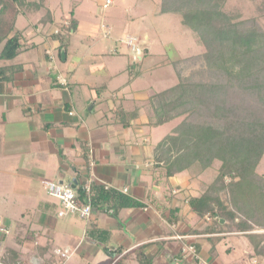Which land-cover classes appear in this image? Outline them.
<instances>
[{
    "label": "crops",
    "instance_id": "1",
    "mask_svg": "<svg viewBox=\"0 0 264 264\" xmlns=\"http://www.w3.org/2000/svg\"><path fill=\"white\" fill-rule=\"evenodd\" d=\"M47 12L43 4L19 14L15 30L21 33V51L11 60L0 58V219L8 231L0 235V245L37 256L59 251L65 253L62 264L78 260L76 255L86 264H250L253 259L264 264V246L255 250L264 245V228L229 232L219 215L218 220L198 216L190 207V199L213 182L219 163L197 178L186 171L168 176L154 159L166 135L153 139L150 128L158 126H150L148 113L141 118L147 100L136 105L140 92L128 88L130 81L115 86L127 72L124 60L90 59L86 40L70 52L74 65L65 69L69 52L57 28L64 21L53 14L43 19ZM67 41L71 44L70 37ZM62 50L65 60L59 58ZM95 68L108 83L97 87L86 80L77 87L79 76L87 70L93 75ZM97 104L102 105L98 114ZM119 107L136 114L128 118ZM127 118L130 126L123 127ZM89 177L141 206L114 213L110 201L91 206L87 220L58 217L60 204L46 193L43 181L76 186ZM213 220L225 225V232ZM183 246L196 248L197 257L182 253Z\"/></svg>",
    "mask_w": 264,
    "mask_h": 264
},
{
    "label": "trees",
    "instance_id": "2",
    "mask_svg": "<svg viewBox=\"0 0 264 264\" xmlns=\"http://www.w3.org/2000/svg\"><path fill=\"white\" fill-rule=\"evenodd\" d=\"M45 1L0 0L1 59L11 60L21 51V33L15 30L18 15L30 9L38 11ZM225 3L160 0L159 14L178 15L203 51L170 62L177 83L150 95L146 109L150 126L181 119L155 148L154 159L165 167L168 176L186 171L197 178L219 163L213 182L205 185L199 198L190 199L191 209L211 219L219 215L228 222L229 232L250 231L264 228V176L256 171L264 156V29L258 23V17H264V0L255 7V17L240 21L227 15ZM68 13L60 33L75 32L78 25L73 11ZM51 16L47 12L43 19ZM185 65L195 68L186 78ZM133 114L125 116L131 118ZM128 118L121 123L123 127L130 126ZM77 195L87 203L82 184L77 186ZM89 197V204L98 208L112 201L114 213L119 208L141 206L95 184L90 186ZM217 220H213L216 227L225 232V225L218 227ZM261 238L264 241V236Z\"/></svg>",
    "mask_w": 264,
    "mask_h": 264
},
{
    "label": "rangeland",
    "instance_id": "3",
    "mask_svg": "<svg viewBox=\"0 0 264 264\" xmlns=\"http://www.w3.org/2000/svg\"><path fill=\"white\" fill-rule=\"evenodd\" d=\"M105 1L47 0L43 4H45V9L49 10L56 19L64 21L62 22V24L64 23L63 28L67 24L64 19L68 16L69 11H73L75 18H78L80 23L75 34L61 32L62 42L60 43L64 44L67 52H69L65 69H72L71 67L74 65V57L71 56L70 52L81 49V45L86 44L87 40V44L92 46L89 54L90 59L92 57L94 61H99L101 58L103 62L106 61L105 63L110 62L112 57L124 60L121 63H125L127 72L125 71V76L117 81L115 86L117 88L130 81L129 87H125L140 92L137 95L139 102L135 103L139 106L146 103L145 100L148 96L160 93L177 83L178 78L170 62L197 55L203 51V47L195 40L190 30L181 24L178 15L159 14L160 0H110L107 4ZM259 3L260 0H226L225 12L234 21L250 19L256 16L255 7ZM21 21H23L22 17L19 18L16 29L21 28ZM258 23L264 29V17H258ZM60 27L58 23L57 28L60 29ZM47 29L50 31L53 26L47 25ZM89 31L91 36L86 37L89 35ZM43 32L45 33V31ZM27 33L28 30L24 31V34ZM68 37L71 39L69 45ZM82 41L83 44H81ZM131 42L138 47H135L138 49L136 54L129 48ZM148 46L150 52L145 53L144 51H147ZM58 53L57 51L56 62L62 66L63 63L59 61ZM95 69L97 70L92 71L93 75L87 70L82 76H79L78 79L81 82L77 84V87H82L81 83L86 80V83L89 81L97 87L99 85L102 87V83H108L105 78L101 77L102 69ZM182 69L186 78L195 68L185 65ZM74 86L72 85V87ZM96 106L94 112L98 114L102 105L97 104ZM140 112L142 119L148 113L143 109ZM180 121L181 119H175L163 126L150 128L153 131H150L151 137L153 139L164 137ZM213 171L208 176L211 181L214 177ZM256 171L264 176V156ZM202 179L204 180V175ZM174 181L176 182L175 177ZM0 240L3 238L1 237ZM33 245L36 247L35 244ZM21 249L23 248L21 247ZM16 253L17 256L14 257V251L5 247L4 244L0 245V264H62L64 259L54 252L52 255L41 254L39 256L30 255L27 252L22 253L19 250ZM76 257L78 260L72 259L68 264H86V262L81 261L79 256L76 255Z\"/></svg>",
    "mask_w": 264,
    "mask_h": 264
},
{
    "label": "built area",
    "instance_id": "4",
    "mask_svg": "<svg viewBox=\"0 0 264 264\" xmlns=\"http://www.w3.org/2000/svg\"><path fill=\"white\" fill-rule=\"evenodd\" d=\"M110 0H106L105 4L109 3ZM104 4V7H105ZM129 46V45H128ZM138 48L136 45H133V43H130L129 48L131 51L136 54L138 52ZM43 186L46 191V193L56 199L60 204V209L57 212L58 217H65L69 215H75L78 216L81 219L87 220L91 215V205L90 197H89V190L91 184H93V180L89 177L85 181H82L80 184L83 185L85 193L87 194V203L84 204L81 202V200L78 198L77 195V186L72 185H64L60 184L58 182H52V181H43ZM79 184V185H80ZM126 192V190H124ZM7 229L3 226L1 220H0V234H7ZM178 239H182V237L178 236ZM182 253H189L190 255L194 256L196 258V251L193 246H183L181 248ZM57 254L64 258L65 253H60L57 251ZM250 264H259L257 260L253 259Z\"/></svg>",
    "mask_w": 264,
    "mask_h": 264
},
{
    "label": "water",
    "instance_id": "5",
    "mask_svg": "<svg viewBox=\"0 0 264 264\" xmlns=\"http://www.w3.org/2000/svg\"><path fill=\"white\" fill-rule=\"evenodd\" d=\"M61 57H62V60H65V55H64V51H63V50L61 51ZM214 219H218V216L215 215V216H214ZM219 222H220V223H223V221H222L221 219L219 220Z\"/></svg>",
    "mask_w": 264,
    "mask_h": 264
}]
</instances>
